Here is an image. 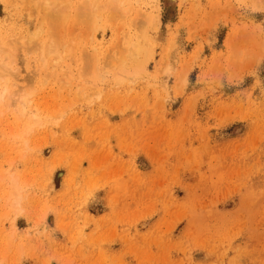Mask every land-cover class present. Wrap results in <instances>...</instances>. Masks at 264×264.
<instances>
[{"label":"rangeland","instance_id":"rangeland-1","mask_svg":"<svg viewBox=\"0 0 264 264\" xmlns=\"http://www.w3.org/2000/svg\"><path fill=\"white\" fill-rule=\"evenodd\" d=\"M46 2L0 0V264H264V0Z\"/></svg>","mask_w":264,"mask_h":264},{"label":"bare ground","instance_id":"bare-ground-1","mask_svg":"<svg viewBox=\"0 0 264 264\" xmlns=\"http://www.w3.org/2000/svg\"><path fill=\"white\" fill-rule=\"evenodd\" d=\"M52 1H55V0H47V2L45 3V11L43 12V17H45L46 14L50 15V9H52L51 8V4L53 3ZM35 28L36 27H34V30L27 29L29 31H26L27 32L26 35H23L22 37H20V43L21 44H23L25 42H32L33 40H35V39H37L39 37V35L41 34V31H42V28H41V26H39L36 29ZM17 40L19 42V39H17ZM0 43H1V41H0ZM41 44L45 45L47 43L46 42H44V43L41 42ZM11 45H13V46H10L9 49H6V50H3L1 48V46H0V56H1L2 52L4 51V52H6V53H8L10 55V57L12 59L11 62H13V60L15 58V53H14V51H15L14 48L15 47L14 46H17V45L15 43H12ZM44 45L41 46L42 47V54H44L45 50H47ZM46 46H48V44ZM140 46L141 45L139 43L134 44L133 45L134 51L138 52ZM56 56H57L56 57L57 61H61L63 59L62 55L59 54L58 52H56ZM45 58H46V56L43 57V59H45ZM6 67L7 66H6V64L4 62L0 63V73H2V75L4 74L5 76L11 74V70L8 67L7 68ZM7 91H8L7 86H4L3 88L0 87V101L4 99L5 95L8 93ZM18 94H19V91L18 92L16 91L15 93H13V96L10 97V98H12V101L16 105H18L19 103L21 105H24L25 102H29L28 96L31 94V92L28 93L27 95L22 94L20 101L16 100V98L19 97ZM25 110H26V107H23V111H25Z\"/></svg>","mask_w":264,"mask_h":264}]
</instances>
